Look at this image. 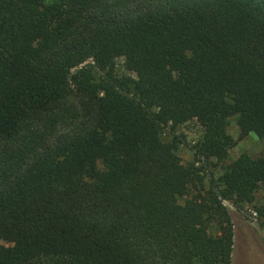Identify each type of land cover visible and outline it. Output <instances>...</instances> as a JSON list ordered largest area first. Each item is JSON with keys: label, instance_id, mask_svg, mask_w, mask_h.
Segmentation results:
<instances>
[{"label": "trees", "instance_id": "trees-1", "mask_svg": "<svg viewBox=\"0 0 264 264\" xmlns=\"http://www.w3.org/2000/svg\"><path fill=\"white\" fill-rule=\"evenodd\" d=\"M232 115L264 144V0H0V264H230L264 148L180 204L174 129L221 160Z\"/></svg>", "mask_w": 264, "mask_h": 264}, {"label": "rangeland", "instance_id": "rangeland-1", "mask_svg": "<svg viewBox=\"0 0 264 264\" xmlns=\"http://www.w3.org/2000/svg\"><path fill=\"white\" fill-rule=\"evenodd\" d=\"M54 0H44L53 2ZM114 70L116 74L130 75L122 65L121 58L115 60ZM175 133L182 143L175 149L178 161L183 165H194L199 169L201 183L187 187V194L177 197V202L182 204L186 198L196 196L197 192L203 193L223 170V168L234 160L239 154H247L251 158L258 157L264 148L262 139L257 138L252 132L239 137L236 126V116L227 119L225 132L232 139V146L226 151L221 160L210 157L206 160L196 161L193 157L191 146L201 135L200 121L191 119L175 127ZM171 133L167 126L160 131V140L166 142ZM100 168V164H97ZM225 205L232 226V248L230 264H264V185L260 186L254 193L251 202L234 207L230 201H222ZM214 229V227H212ZM1 243L5 242L0 240Z\"/></svg>", "mask_w": 264, "mask_h": 264}]
</instances>
